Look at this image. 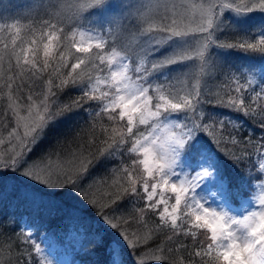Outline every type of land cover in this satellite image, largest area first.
Wrapping results in <instances>:
<instances>
[{"label": "snow or ice", "instance_id": "obj_1", "mask_svg": "<svg viewBox=\"0 0 264 264\" xmlns=\"http://www.w3.org/2000/svg\"><path fill=\"white\" fill-rule=\"evenodd\" d=\"M23 8L0 15V185L63 212L90 264H264V0ZM5 220L0 264H57Z\"/></svg>", "mask_w": 264, "mask_h": 264}, {"label": "trees", "instance_id": "obj_2", "mask_svg": "<svg viewBox=\"0 0 264 264\" xmlns=\"http://www.w3.org/2000/svg\"><path fill=\"white\" fill-rule=\"evenodd\" d=\"M38 0H2V6L5 8L1 10V15L5 19H15L20 16L21 12L24 10L23 6L28 3H36ZM23 22V21H22ZM243 54H237L232 57L233 60H238L239 57ZM235 57V58H234ZM71 95H76L73 91ZM66 99V97H64ZM66 126H62V129ZM245 128H248V125L245 124ZM259 135V132H257ZM52 135L49 136L48 140L42 143L36 150L35 154L39 155L41 152L46 151L50 148V141L52 140ZM110 177L108 172L104 167H96L90 173L89 178L85 181V187L88 184L93 182L109 180ZM15 186V188H14ZM35 188L26 187L23 184H19L16 179H7L4 181L3 185H0V219L9 218V220H16L24 226V219L28 220L30 223L32 220L40 225L39 233L40 240L43 243L45 237L48 238H61L68 237L70 242L74 244L72 251L76 253L83 264H90V261L102 260L103 253H96L94 257L84 258L86 256L87 249L82 250L79 243H73V228L74 226L63 216V212L53 211L51 215H48L47 211L41 208L40 203H37L38 206L29 209V201H25L23 197H20L18 193L21 194H31ZM96 192L97 197L105 190L103 183H96L93 189ZM17 193V196H14ZM19 196V198H18ZM60 205L64 209H68L73 203L68 196H62L58 198ZM31 207V205H30ZM130 210V206L121 207L120 211ZM28 211V212H27ZM24 213V214H23ZM9 220H5L8 228L11 229L13 225L9 223ZM71 233V234H70ZM9 231L7 235H11ZM54 236V237H53ZM60 240V239H59ZM84 258V259H83Z\"/></svg>", "mask_w": 264, "mask_h": 264}, {"label": "rangeland", "instance_id": "obj_3", "mask_svg": "<svg viewBox=\"0 0 264 264\" xmlns=\"http://www.w3.org/2000/svg\"><path fill=\"white\" fill-rule=\"evenodd\" d=\"M4 8H5L4 6H0V15H1V10H3ZM14 194H15L14 196H17L19 194V196L23 198L25 196V194H21V193H18V194L14 193ZM28 195H29L28 201L31 207L29 204H26V205L29 206V209L31 210V208L38 206L37 203H40V200L37 199L35 204H33L31 202L29 193ZM27 224H28V220L24 219V226H26ZM45 238L46 239H44L42 243V247H44L45 250L49 252L56 259L57 264H83V261L81 260V258L76 253H74V251H72L74 244H72L70 241L65 239L64 243H60V240H57L56 238H52V239L48 237H45ZM95 255H92V256L86 255L84 258L94 257Z\"/></svg>", "mask_w": 264, "mask_h": 264}]
</instances>
